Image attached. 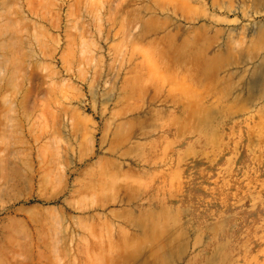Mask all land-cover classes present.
<instances>
[{
  "label": "rangeland",
  "instance_id": "obj_1",
  "mask_svg": "<svg viewBox=\"0 0 264 264\" xmlns=\"http://www.w3.org/2000/svg\"><path fill=\"white\" fill-rule=\"evenodd\" d=\"M1 19L0 264H43V244L75 245L77 221L90 224L96 264L117 262L116 247L159 223L156 257L173 251L170 264H264V94L251 75L264 67V2L0 0ZM26 89L40 125L32 136ZM157 143L159 174L189 163L213 183L230 174L228 198L156 203L141 184L153 170L144 150Z\"/></svg>",
  "mask_w": 264,
  "mask_h": 264
},
{
  "label": "bare ground",
  "instance_id": "obj_2",
  "mask_svg": "<svg viewBox=\"0 0 264 264\" xmlns=\"http://www.w3.org/2000/svg\"><path fill=\"white\" fill-rule=\"evenodd\" d=\"M257 1L260 3L264 2V0H257ZM194 9H195L194 7H190V10H194ZM155 20H156V18L153 17L152 21L150 22V27L152 30H154L157 27ZM141 28H143V25L140 24V29ZM6 29L7 28H6L5 22H2V19H1V21H0V37H2L6 33ZM250 52L252 53V50H250ZM250 52L248 51V53H245L246 54L245 57L248 59H250L251 55H252ZM235 58L236 57L233 55L224 56V58L221 59L220 62L219 61L216 62V65L214 66V72L218 71L220 68H223L224 65L229 63L231 60L234 61ZM146 60H147V57L144 56V54L142 52H139L138 61H139V67H141V69H142V65L143 64L145 65ZM3 62H4V60H3ZM3 62H2V64H5V62L4 63ZM231 63H233V62H231ZM260 68H261L260 70L255 69L251 73L252 76H255L259 79V83L256 85V94H255L256 98H258V96L260 97L262 94H264V67H262V65H261ZM5 73H6V68L1 65L0 66V75L1 74L4 75ZM209 74L211 75L212 73L210 72ZM12 79H13L12 82H14V80H15L14 75H13ZM256 82H257V80H256ZM237 86H239V85L237 84L235 87H237ZM252 87H249V90ZM229 90H231V89H229ZM21 97H22L21 98L22 101H20L21 105L22 104L26 105V108H25L26 110L24 112V115H25L27 122H28L27 123L28 124V126H27L28 127V134L30 136H32V135L37 133L40 125H39L38 119H35V120L33 119L35 115L31 114L30 108L34 104L33 98L31 97V89H26L25 93ZM5 102L8 103L9 100H6ZM13 103L14 102H11V105H15ZM10 111H12V110H10ZM16 112H17V110H16ZM215 115H217V111H214L212 113L213 117ZM40 117H41V114H39L38 118L40 119ZM209 117H210V115H209ZM210 119H213V118L210 117V118H208V120H207V117H205L204 119L202 118V122L209 124L211 122ZM8 124H10V122ZM13 125L15 126V124H13ZM178 140L179 139H171V138L170 139H168V138L163 139L162 138V139L155 140V141H178ZM230 141H231V139H230ZM161 144L163 145V143H161ZM162 145H160L159 143L152 144L148 148H145V150H144V156H145L144 161L146 163L150 164L153 167L152 168L153 170L151 171V179L150 178L147 179L145 182H143V184H141V186L144 188L146 187L148 190L151 189L152 193H151L150 197L153 200H155L156 203L163 204L168 200H175L179 196L184 195V193L186 194L187 199L199 197V199L202 200V202H206V203H212L215 200V197L220 196V195L228 198V196L230 194V188L234 184L230 180V177H229L230 174H228V176L226 177L228 179L229 184H226V183L222 184L221 182H219V180H216L213 183L211 181L213 176L205 173V171L202 168L198 167L197 163L186 164L184 167H182L179 170V174L175 170H173L172 173L169 172V174H166V173L159 174L158 173L159 171H157V168L162 167L164 165V162H165L164 156L162 154V150H163ZM195 148H197V147H195ZM166 151H168V150H166ZM230 161H232V163H233L234 161H237V159L231 158ZM231 177H232V175H231ZM152 178H154V180H152ZM226 178H224V180ZM138 189H139V187H138ZM202 196H204V197H202ZM77 203L79 204L78 209H80V210H84L85 207L87 206L86 203H84L81 200H77ZM139 219L140 218H138L137 220H139ZM144 222H145V220L141 223H140V221H138L136 223L142 228V230L146 231V228L144 226ZM85 223L86 222H83V221L75 222L77 227L80 228L82 231L81 237H79L77 240H75V243H74L75 245H73V237L69 238V241H63L64 238L61 239V237H60L58 240H56V245H54V246H53V244H49V245L47 243L43 244L44 249L41 251V255H40L42 263L43 264H90V263L96 264V261H94L92 259L94 256H96V254H92V247L90 245V239L88 237V234L91 232L90 224L89 223L85 224ZM145 223H147V221ZM159 225H160V223L156 224V226H154L153 228H150L151 226L150 227L147 226L148 228H150V230L148 232H151V234H150V236L145 237V240L142 239L140 244H136V245L130 244V245H125V246L121 245L119 247H116L117 248L116 251L113 250L112 252H117V254L115 253L116 254L115 256H118V261L112 262V264H170V261H172V258L174 256V255H172L173 251H172V253H170V255H162L159 258L156 257L157 253H160L162 250L163 246H161V243H162L163 239L165 240V238H163V234L161 232L162 227L160 228ZM223 230H224V228H223ZM57 232L61 233L60 230L59 231L57 230ZM64 240H66V239H64ZM126 241H127V239H126ZM142 242L149 243V244L143 245V244H141ZM183 248L181 250H183ZM101 249H102V251L99 252L100 254H101V252L103 255H105L107 253L111 254L110 250L113 249V246H112V244L111 245L109 244L108 247H107V245H105ZM49 253H51V254L48 255ZM182 254H184V253H182ZM97 264H103V260L100 259L99 261H97ZM109 264H110V261H109ZM172 264H174V263H172Z\"/></svg>",
  "mask_w": 264,
  "mask_h": 264
}]
</instances>
